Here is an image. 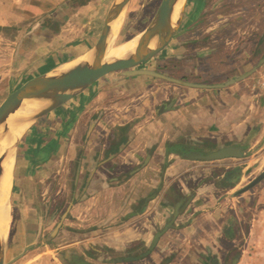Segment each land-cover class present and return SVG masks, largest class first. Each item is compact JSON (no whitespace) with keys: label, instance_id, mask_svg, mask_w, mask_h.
<instances>
[{"label":"crops","instance_id":"crops-1","mask_svg":"<svg viewBox=\"0 0 264 264\" xmlns=\"http://www.w3.org/2000/svg\"><path fill=\"white\" fill-rule=\"evenodd\" d=\"M111 2L0 0V103L32 77L87 54ZM244 7L242 21L224 28L254 33L242 38V48L254 46L242 52L246 65L264 59V6L249 18ZM195 24L182 25L159 65L204 62L202 40L184 42ZM254 67L244 66L245 74ZM249 76L199 89L115 73L41 118L21 137L12 169L17 253L55 237L64 243L51 252L68 259L59 264H234L237 252L242 264L247 247L264 255V179L239 193L247 163L233 162L244 157L208 163L179 154L239 146L247 156L264 147V62ZM178 205L149 256L120 261L146 252Z\"/></svg>","mask_w":264,"mask_h":264},{"label":"rangeland","instance_id":"rangeland-1","mask_svg":"<svg viewBox=\"0 0 264 264\" xmlns=\"http://www.w3.org/2000/svg\"><path fill=\"white\" fill-rule=\"evenodd\" d=\"M159 3L160 0H132L126 12L122 16L116 37V43L129 40L134 35L142 31L150 23L152 16L159 6ZM192 6L196 8L202 7L204 12L201 15L195 13L188 16V12ZM244 6L248 8L249 13L247 18H249V14L251 13L250 9H254L255 6L260 8L264 5H262L260 0H215L214 3H212V0H185L183 18L178 32L180 29L182 30L181 27L183 24H187L190 21H196L194 27L195 32H191L192 34L189 33L188 35L184 36V42H190L192 37H195V40L199 38L202 40L203 44L207 46V51L205 54L209 53L210 55H206V57L204 56V62L202 64L193 67L192 63H188L186 66H184L181 64V62L177 63L174 60L172 62H168L167 65L163 64V66H161L159 65V60L166 58V56L164 52L162 54L160 52L153 58L152 61L150 60L151 62L148 61L136 69L154 71L182 81L213 86L224 84L230 80L243 76L246 73L245 71L248 70L252 65L257 66L259 63V61L253 62V60H251L245 65L244 61H247V59L245 60V53H242L246 49H248V52L254 49L253 45H248L247 47L244 46V48H242L241 45L243 36H247L250 39L254 36V33L247 32L246 34L245 30H226L224 27L225 25L231 27L233 22L238 23L242 21L241 17L244 13L242 8H245ZM214 8L217 10L214 11ZM253 11H256V9ZM251 21H254V19ZM208 29H210V32H205ZM187 50L188 51L185 52L186 55L191 54L192 49L188 47ZM257 56L255 53H253L254 60L257 59ZM188 60H191V57H189ZM261 65H259L257 69H259ZM244 66L246 67V70L243 69ZM251 76L246 78H250ZM157 81L159 80L157 79ZM17 149L15 151V155ZM252 152L253 151H250L249 154L243 158L242 162L232 161L233 163H247V165L245 164L244 166L245 170L243 176L245 182H243L244 185L242 188L264 170V147L255 150L253 153ZM232 162L228 160L227 163ZM238 176L239 173L237 174V177ZM12 184L13 187L10 192L9 200L13 207V218L7 239L5 240L7 259L16 255L17 251L23 246L20 244V241L17 243L16 238H14L15 229L18 225L16 205L19 197L16 193L17 190L14 189L13 176ZM63 207H65L64 204L61 207L62 211ZM53 239H50L49 242L46 238H43L41 244L30 249L22 258L13 264H59V261L60 263L63 261L67 262V254L63 250L51 252V250L61 246L64 243L63 239L59 241H53ZM251 249H255V247L253 246ZM46 250H50V253H48ZM247 250V254H243L241 256V258H243L242 264H264V255L261 254L257 258L254 251L249 250L248 247ZM140 254V252H137L134 255L129 254V256H138ZM238 258H240V254L238 252L233 253L231 255V262L233 261L234 264H236V262L238 263Z\"/></svg>","mask_w":264,"mask_h":264},{"label":"water","instance_id":"water-1","mask_svg":"<svg viewBox=\"0 0 264 264\" xmlns=\"http://www.w3.org/2000/svg\"><path fill=\"white\" fill-rule=\"evenodd\" d=\"M131 1L132 0H112L103 20V24L97 40L88 51L87 58L83 63L78 65L72 71L64 74L60 78L51 81L50 83H48V86L42 87L25 99L19 101L17 100L18 95L20 91L24 89L22 84L17 89H14V91H12L0 103V144L7 142L6 140L12 141L11 143H13L12 147L14 149V157L21 137L42 117L60 108L62 105L82 93L85 89L89 88L95 82L107 77L108 75L115 73L119 74L120 76L148 75L189 88L221 89L249 76L256 70L259 65L264 62V59L261 60L256 67H254L251 71L240 78L233 79L224 84L214 86L184 82L154 71L136 69L142 64L152 60L155 56L162 52L163 49L171 42L178 31V27H180L181 25L184 7L179 16L178 24L174 32H171L173 26L172 15L173 12L177 11V8H174V6L171 7L168 0H160V4L149 23V25H152L154 20H156L155 25L151 30V35L146 44H144L136 53H133L126 58L111 62H105L103 49L111 30V26L122 11L123 14L126 12ZM22 128H25L24 131L22 132L20 137H17V132ZM242 149L243 147L239 146H227L211 152L202 153L200 151H192L189 153L179 152V154L184 159L190 161L213 162L229 158L241 159L246 156H244ZM262 179H264V170L252 181H250L245 187H243L239 191V193L251 189ZM180 212L181 210H179L178 205L174 210L171 221H169L161 231L154 235L150 246L145 253L137 257H127L124 259H120V261L133 262L149 256L152 250L155 248L159 238L167 230L171 229L175 218ZM59 227L60 223L55 227L54 232H56ZM34 246H36V241L25 245L19 253L7 259L5 240L3 241L0 239V264L15 263L20 258H22L30 249L34 248ZM75 264L86 263L76 261Z\"/></svg>","mask_w":264,"mask_h":264},{"label":"bare ground","instance_id":"bare-ground-1","mask_svg":"<svg viewBox=\"0 0 264 264\" xmlns=\"http://www.w3.org/2000/svg\"><path fill=\"white\" fill-rule=\"evenodd\" d=\"M168 2L171 7L174 6V8H177V11L173 12L172 15L173 26L171 32H174L178 24L179 16L184 7V0H168ZM122 16L123 11L119 14L111 26V30L103 49L105 62L120 60L136 53L144 44L148 42L151 30L153 29L156 21L154 20L152 25L148 24L142 31L134 35L129 40L116 43V37ZM179 28L180 27H178L177 30H179ZM86 58L87 54L80 55L67 63L55 65L53 68L45 71L44 73H40L39 75L32 77L23 84L24 89L20 91L17 100H23L42 87L48 86V83L72 71L78 65L83 63ZM24 129L22 128L17 132V137L21 136ZM6 141L7 142L0 144V239L3 241L7 239L13 218V207L10 203L9 196L13 187L12 168L15 160L13 152L14 149L12 147L13 143L9 140Z\"/></svg>","mask_w":264,"mask_h":264},{"label":"flooded vegetation","instance_id":"flooded-vegetation-1","mask_svg":"<svg viewBox=\"0 0 264 264\" xmlns=\"http://www.w3.org/2000/svg\"><path fill=\"white\" fill-rule=\"evenodd\" d=\"M166 76V75H165ZM169 77V76H168ZM171 78H173V77H171ZM158 79V78H157ZM174 79H176V78H174ZM159 80H162V79H159ZM177 80H179V79H177ZM163 81H165V80H163ZM180 81H182V80H180ZM184 82H187V81H184ZM170 83V82H169ZM189 83H192V82H189ZM173 84V83H172ZM195 84V83H194ZM173 85H176V84H173ZM200 85H203V84H200ZM220 85V84H219ZM176 86H180V85H176ZM206 89V88H205ZM209 89V88H208ZM81 94V93H80ZM75 98V97H74ZM72 100V99H71ZM69 102V101H68ZM66 104V103H65ZM63 106V105H62ZM43 118V117H42ZM147 251V250H146ZM145 253V252H144ZM128 257H134V256H128ZM127 258V257H126ZM82 263H85V262H82Z\"/></svg>","mask_w":264,"mask_h":264}]
</instances>
